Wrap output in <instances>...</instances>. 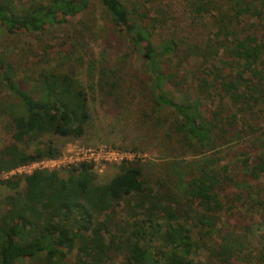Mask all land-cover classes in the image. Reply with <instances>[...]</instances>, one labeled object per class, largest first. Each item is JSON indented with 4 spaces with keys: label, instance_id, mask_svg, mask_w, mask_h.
Returning a JSON list of instances; mask_svg holds the SVG:
<instances>
[{
    "label": "trees",
    "instance_id": "obj_1",
    "mask_svg": "<svg viewBox=\"0 0 264 264\" xmlns=\"http://www.w3.org/2000/svg\"><path fill=\"white\" fill-rule=\"evenodd\" d=\"M128 2L0 0L1 30L46 45L22 62L0 53V83L15 101L0 106L13 143L80 138L95 91L100 106L157 133L164 150L157 162H120L104 185L84 162L66 177H24L0 214V264H59L71 252L78 264H109L114 255L118 264H198L200 255L209 264H264L231 235L254 222L256 207L264 214V0H184L191 25L206 31L196 37L179 33L159 0ZM94 7L99 26L90 32ZM91 40L101 46L83 86L77 52ZM47 59L52 67L32 75ZM28 81L35 95L19 87ZM57 154L5 146L0 171Z\"/></svg>",
    "mask_w": 264,
    "mask_h": 264
},
{
    "label": "rangeland",
    "instance_id": "obj_2",
    "mask_svg": "<svg viewBox=\"0 0 264 264\" xmlns=\"http://www.w3.org/2000/svg\"><path fill=\"white\" fill-rule=\"evenodd\" d=\"M23 2L25 0H19ZM139 3V0H130L127 5H135ZM159 7L165 8L167 14L171 16V22L178 28L179 33L186 36H202L205 34V30H201L199 27H193L191 25V20L189 19L187 13V6L184 0H159ZM93 13L86 14V19L92 20L95 23H89L88 30L94 32L99 26V20L97 17L98 9L93 8ZM97 27H96V26ZM78 27V26H77ZM202 33V34H201ZM46 46L42 42H36L30 38V36L24 35L23 33H18V35H7L3 30L0 29V53L2 52H17L15 56L12 57L13 60L23 61L25 55L29 54L27 50H33L36 53L41 54L42 48ZM101 46V41H88L87 46H85L81 51L77 52L80 58V65L77 69V79L83 86H87L90 83L88 81L89 73L87 69V61L90 57L99 56V50ZM128 48V44L124 43L123 49ZM13 50V51H12ZM50 52V51H49ZM140 49L137 48V53ZM50 55V53H49ZM51 57V56H50ZM137 58V57H136ZM31 58H28V62ZM38 65H33L31 68L32 75H34V69L39 70L43 67H52L54 60L47 59L46 61L39 62ZM22 67L19 66V69ZM19 83V87L26 90L31 95H35L36 86L34 82L28 81L22 86ZM93 92V94H92ZM88 93V111L90 115V122L84 134L78 138L73 139L70 137H61L51 133L44 134L38 137L35 141H27L26 143H13L11 141V124L7 117L5 106L4 109L0 107V149L5 146H12L14 148L23 150L27 153H31L35 149L49 148L56 150L58 152L55 156L41 157L33 162H42L41 166H47V170L54 171L60 177H66L70 161L73 157L70 156L71 151L78 147H95V146H105L109 147L118 152H131L139 156L137 160L157 162L161 160L164 154V150L161 147L159 136L154 131L146 132L144 127H136L137 124L134 123V117L128 116L124 112H117L115 110H108L105 106H100L98 103V95L95 91ZM4 105H15L14 99L6 92L3 85L0 83V106ZM9 109V110H11ZM135 159V160H136ZM120 163V162H119ZM119 163H104L99 162L97 165H91L90 175H92L95 183L104 185L109 179L117 172V165ZM44 169V168H43ZM46 169V168H45ZM25 171H18L13 174H9L8 171H0V214L5 208V197L12 196L16 192L23 189V178L29 175H25ZM15 181L17 186L15 189H10L3 185V182L9 180ZM151 193L155 192V187L151 185L149 188ZM258 207H256V214L253 215L254 222H246V226L241 224L238 230L231 234L238 241H244L246 245V250L259 255H264V214L260 212ZM263 214V215H262ZM153 239V238H152ZM153 244L150 243V245ZM81 256V255H80ZM204 256L200 255L198 259V264H209L207 260H204ZM47 262V264H54V259L47 258L42 261ZM120 262V257L114 255L111 257L109 264H118ZM239 264H245L239 261ZM248 262L249 259H248ZM16 264H41L38 258L35 259H23ZM59 264H78L74 252L66 255L64 260ZM249 264H254L251 261ZM260 264V263H256ZM262 264V263H261Z\"/></svg>",
    "mask_w": 264,
    "mask_h": 264
},
{
    "label": "built area",
    "instance_id": "obj_3",
    "mask_svg": "<svg viewBox=\"0 0 264 264\" xmlns=\"http://www.w3.org/2000/svg\"><path fill=\"white\" fill-rule=\"evenodd\" d=\"M70 156L73 160L70 161L71 165L78 163H88L91 165H97L99 162L104 163H119L122 161H133L139 156L131 152H118L109 147L105 146H95V147H78L71 151ZM42 162H30L13 169L8 170L9 174H13L20 170L25 171V175H30L33 171L37 170H47V166H41ZM44 168V169H43ZM46 168V169H45ZM51 171V170H48Z\"/></svg>",
    "mask_w": 264,
    "mask_h": 264
}]
</instances>
